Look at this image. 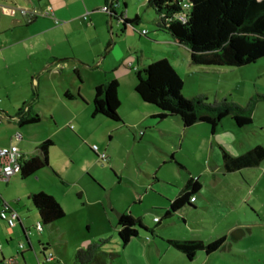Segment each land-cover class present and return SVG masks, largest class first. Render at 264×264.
Masks as SVG:
<instances>
[{
    "label": "rangeland",
    "instance_id": "374dc122",
    "mask_svg": "<svg viewBox=\"0 0 264 264\" xmlns=\"http://www.w3.org/2000/svg\"><path fill=\"white\" fill-rule=\"evenodd\" d=\"M128 2L129 19L136 13L143 15L142 24L136 30L130 28L135 37H141L139 45L145 58L151 62L166 57L173 62L184 81V97L203 93L209 102L227 98L245 106L252 96L264 94V57L243 66L193 64L188 68L183 63L182 53L186 50L155 37L150 27L151 24L157 27L155 22H149L147 14L139 11L131 0ZM0 3L27 6L24 0H0ZM103 6L98 8L103 10ZM61 23L57 19V24ZM137 28L147 29L149 33L141 34ZM78 37L84 36L80 33ZM57 41L67 43L64 32H57ZM96 72L91 68V73ZM132 73L134 78L135 69ZM125 77L119 89L124 103L121 115L128 107L127 94L132 82L131 76ZM86 118L84 124L95 131L93 140L82 135L86 141L80 145L79 139L72 138V154L62 156L63 145L55 144L50 167L41 168L27 178L19 173L8 180L0 179L1 198L12 200L15 205L18 198L24 203L28 191L31 194L44 191L56 198L59 194L65 212L63 218L49 228L44 224L41 233L36 229L37 222L28 220L37 251L42 252L38 240L50 242L47 252H54L60 264H80L76 259L77 248L104 239L99 259L91 264H264V160L259 166L226 172L220 153V148H224L237 155L257 144L264 145L263 98L258 99L249 125L239 127L227 116L217 127L214 139L207 136L196 143L189 137L190 145L182 142V127L176 120H167L156 130L147 129L148 125L135 130L103 115H94L93 111ZM1 120L3 138L11 136V126L23 134L22 128L28 127L36 136L44 126V122H37L19 127L6 116ZM74 124V134H79L77 122ZM94 145L97 152L105 155L104 161L91 149ZM190 173L200 177L203 184L193 198L194 206L186 205L164 217L163 208L179 194ZM29 203L33 206L30 200ZM20 210L26 211L23 206ZM122 212L141 217L148 227V230L140 228V236L126 246L122 245L118 230ZM158 218H163L159 224ZM17 230L20 231L19 226ZM221 236H226L221 248L211 254L198 251L191 260L167 241L168 238H201L211 242ZM29 254L37 262L35 251Z\"/></svg>",
    "mask_w": 264,
    "mask_h": 264
},
{
    "label": "crops",
    "instance_id": "0c3cea01",
    "mask_svg": "<svg viewBox=\"0 0 264 264\" xmlns=\"http://www.w3.org/2000/svg\"><path fill=\"white\" fill-rule=\"evenodd\" d=\"M24 1L27 4V0ZM115 1L117 0H35L34 4L42 8L51 5L55 16L31 18L21 14L1 16L0 123H2L1 117L6 116L9 122H14L13 124L22 127L19 124V119L14 118L20 109H22L23 117L40 114L39 122H44V126L41 127L37 136L32 134L33 131L28 127L22 128L23 134L17 127L11 126V131H13L11 136L0 137L1 146L17 144L21 151L30 157L39 154L37 148L43 140L52 138L56 145H63L61 156L72 154L70 144L72 138L79 139L80 145H84L86 141L83 140L82 135L89 141L94 138L95 131H90L84 123L86 117L93 111L96 85L109 78H117L122 85L121 79H125V76L128 75L131 76L132 82L129 94H127L128 103L126 105L128 107L122 114L123 125H130L135 130L142 125H148L147 129L156 130L167 121L157 125L151 118V115L157 111L156 108L142 100L135 90L137 78L136 73L135 77H132V72L134 69L137 71L143 68L150 62L145 58L139 45L141 37H135L130 28L132 26L123 28V23L118 20V15L123 11H125V16L127 12V17H130L128 15L130 11L127 10L130 7L129 0H122L118 3ZM131 1L138 6L139 11L147 14L149 22H155L157 25L155 13L145 5V0ZM113 2L115 5L113 7L114 16L98 8L106 4L112 5ZM27 6L30 7L31 3ZM136 14L140 16V20L135 27L142 24L143 17L142 14ZM56 18L63 23L57 24ZM150 27L154 31L155 37L165 39V41L185 49L186 51L182 53L184 55L183 63H187L188 68L192 67L194 63L191 61V52L187 46L175 41L171 33L159 29L158 26L154 27L151 24ZM134 29L136 30V28ZM61 31L67 37L66 44H60L57 41V32ZM138 31L142 32L139 29ZM80 33L84 36L83 38L78 37ZM171 63L175 67V64ZM91 68L97 72L91 73ZM76 69H78V73ZM67 90H70L75 96L68 97ZM121 107H124L122 100ZM84 109H87V112ZM169 120H176L180 124L179 119ZM75 121L79 134H74ZM198 123L200 126L194 124L186 129L182 128L183 143L187 142L190 145L189 137L196 143L207 136L211 138L215 135L216 137V131L212 132L210 125L203 122ZM71 125H74V128H71ZM18 132L22 134L20 139L16 136ZM52 148L49 159H51ZM233 149L235 148L233 147ZM50 165H52L51 161ZM62 169L61 171H66ZM190 175L193 174L190 173ZM27 194L23 204L18 198V205H15L12 200L8 201L0 196V207L8 205L18 212V222L15 226H10L5 220L0 219V264H50L45 259L43 250L45 244H48L49 249L50 242L44 243L38 240V244L42 245V252H39L37 251V242L32 237L33 233L28 220L34 219L38 223L40 218L37 209L29 203L30 191ZM57 199L59 202L61 201L59 194H57ZM21 206L26 211H21ZM21 212H23L22 215ZM52 224L48 225V228L52 227ZM18 226L20 231L17 230ZM57 230L60 228L57 227ZM21 243L24 244L22 248L20 247ZM31 250L35 251L37 262L29 254ZM57 258L59 257L57 256Z\"/></svg>",
    "mask_w": 264,
    "mask_h": 264
},
{
    "label": "trees",
    "instance_id": "16d2710c",
    "mask_svg": "<svg viewBox=\"0 0 264 264\" xmlns=\"http://www.w3.org/2000/svg\"><path fill=\"white\" fill-rule=\"evenodd\" d=\"M145 5L155 12L159 29L171 33L175 41L189 48L194 64L233 67L247 65L264 57V0H145ZM114 6L113 2L110 13L112 16L115 12ZM124 14L125 11L118 15L119 21V17L123 18L121 20L123 28L127 26L136 28L140 16L136 14L129 19ZM147 32L146 29L145 33ZM76 72L78 73V69ZM136 78V92L142 100L154 105L157 110L151 115L157 125L169 119H179L184 129L197 122H203L210 125L212 132H215L222 119L231 116L237 126L244 127L252 123L258 99H264V94H258L252 96L246 105L242 106L227 98L209 102L203 93L186 98L182 94L184 81L166 57L153 60L138 69ZM119 87L117 78H109L96 85L93 98L94 115H103L123 124ZM66 95L75 96L70 90H67ZM76 96L79 97L78 94ZM14 118L19 119L20 126H24L39 122L41 117L40 114H34L25 118L20 109ZM54 144L52 138L43 140L37 148L39 154L22 161L20 174L23 178L50 165L49 153ZM221 150L226 172L258 166L264 160L262 144H257L237 155L224 148ZM202 186L199 177L190 175L180 193L170 200L169 206L163 208L164 217H170L172 213L186 205L194 206L193 198ZM30 200L39 214L40 232L43 231L44 224L50 225L65 216L61 203L51 193L34 192L30 195ZM162 219L158 218L156 223H161ZM140 228L148 230L141 217L134 218L126 212L119 213L118 230L123 246L132 238L140 236ZM105 241L100 239L98 242L88 244L87 247L77 248L78 262L80 264L96 262ZM167 241L191 260L198 251L211 254L221 248L226 236L218 237L211 242L201 238H168ZM47 246L48 244L43 245L46 256L50 252H47ZM54 264H60V260L57 258Z\"/></svg>",
    "mask_w": 264,
    "mask_h": 264
},
{
    "label": "built area",
    "instance_id": "2783aa9c",
    "mask_svg": "<svg viewBox=\"0 0 264 264\" xmlns=\"http://www.w3.org/2000/svg\"><path fill=\"white\" fill-rule=\"evenodd\" d=\"M35 0H27V4L31 3V6H18L14 5H5L0 3V24L2 15H16L21 14L28 17H37V16H55V12L51 5H47L42 8L34 4ZM121 0H117V3ZM105 12L111 13V5L106 4L102 8ZM57 22V18H56ZM146 32V30L142 31ZM73 127V125H71ZM17 138H21L22 134L18 132L16 134ZM92 148L97 152V146L94 145ZM98 158L101 161L106 159L104 154L97 152ZM28 157L21 151L20 147L17 144H11L8 146L0 145V178L8 180L12 175L19 174L21 171L22 161ZM0 219L5 220L10 226H15L18 222V212L16 209L5 205L0 207ZM37 229H41V224H37ZM24 244H20L22 248ZM1 248V246H0ZM46 260L49 263L54 264L57 262V256L54 252H48Z\"/></svg>",
    "mask_w": 264,
    "mask_h": 264
},
{
    "label": "water",
    "instance_id": "95a60500",
    "mask_svg": "<svg viewBox=\"0 0 264 264\" xmlns=\"http://www.w3.org/2000/svg\"><path fill=\"white\" fill-rule=\"evenodd\" d=\"M119 19H120V22H121V20H123V18H121V17H119ZM185 46H186V45H185ZM44 256H45V259H46L45 252H44Z\"/></svg>",
    "mask_w": 264,
    "mask_h": 264
}]
</instances>
